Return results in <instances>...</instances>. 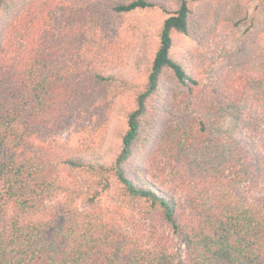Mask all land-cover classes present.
I'll return each mask as SVG.
<instances>
[{"label": "trees", "instance_id": "1", "mask_svg": "<svg viewBox=\"0 0 264 264\" xmlns=\"http://www.w3.org/2000/svg\"><path fill=\"white\" fill-rule=\"evenodd\" d=\"M156 6L0 0V264H264V141L256 142L252 129L241 131L233 154L216 167L187 170L183 163L156 171L145 147L143 160L127 168L138 145L153 138L151 110L166 112L179 98L195 114L189 112L188 125L198 135L225 106L264 122V109L252 107L248 93L250 79L264 84V69L201 85L173 55L174 33H190L189 0L162 21L142 85L106 58L114 17L125 22ZM144 42L142 36L141 48ZM164 73L177 96L159 98ZM125 96L132 108L124 111L126 129L109 162L100 138L78 151L53 139L96 108L100 123H108L125 110ZM58 167L67 175L49 173ZM172 187L179 196L167 191ZM82 199L90 208L80 209ZM136 216L156 220L137 226ZM129 220L126 231L122 221Z\"/></svg>", "mask_w": 264, "mask_h": 264}, {"label": "rangeland", "instance_id": "2", "mask_svg": "<svg viewBox=\"0 0 264 264\" xmlns=\"http://www.w3.org/2000/svg\"><path fill=\"white\" fill-rule=\"evenodd\" d=\"M153 1L157 3L156 7L138 11L125 22L116 16L108 24L116 35L109 42L106 58L112 60L118 69L128 70V77L139 85L146 78V59H150L157 48L162 21L175 12L181 0ZM189 6L192 11L190 33H174L172 53L201 85L221 81V76L228 77L234 72L249 71L251 67L264 69V0H189ZM130 21L137 23L135 30L129 26ZM139 31H143L142 36L145 37L142 48ZM249 81L248 93L252 107L264 109V84L258 79ZM161 84L159 98L166 92L177 96L179 90L169 73L163 74ZM120 102L125 110L113 113L108 123L107 120L106 123H100L99 109L96 108L80 122H67L62 129L52 134L53 139L65 142L78 151L96 147L100 138L103 144L99 151L104 155L103 159L109 162L116 153L121 133L126 129L124 111L132 108L130 96L121 98ZM167 108L166 112L151 110L149 116L152 115L156 125L153 138L147 145H143L145 141L138 145L136 154L129 160L128 169L143 160L145 147L150 155L153 153L150 158L152 168L156 171L165 168L167 172L171 171V167L183 163L187 170L216 167L224 158L233 154L232 145L239 142V135L246 128L252 129L256 142L264 141V122L258 123L256 119L248 121L241 110L234 106L220 109L218 116L212 118L208 130L202 135H198L188 125L191 112H188L184 100L179 98L169 103ZM191 117L194 118L195 114L191 113ZM224 140L229 144L226 149L223 146ZM249 157L252 158V155L249 154ZM49 173L57 177L67 175L60 167ZM116 187L115 184L114 189ZM170 190L180 195L173 187L167 191ZM181 202L185 204L184 200ZM78 206L80 209L90 208L86 199L79 200ZM131 212L127 210V213ZM145 219L136 216L135 223L138 226L156 220L152 216ZM132 225L130 220L122 221V228L126 231Z\"/></svg>", "mask_w": 264, "mask_h": 264}]
</instances>
